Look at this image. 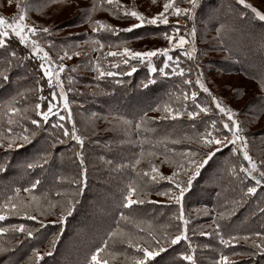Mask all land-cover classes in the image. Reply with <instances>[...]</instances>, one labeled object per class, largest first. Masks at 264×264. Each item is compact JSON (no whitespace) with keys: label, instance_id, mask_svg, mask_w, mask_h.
Returning a JSON list of instances; mask_svg holds the SVG:
<instances>
[{"label":"trees","instance_id":"trees-1","mask_svg":"<svg viewBox=\"0 0 264 264\" xmlns=\"http://www.w3.org/2000/svg\"><path fill=\"white\" fill-rule=\"evenodd\" d=\"M204 4L213 8L208 10ZM203 9V24L195 32L197 47L193 57L185 54L188 47L184 45L183 48L176 46L173 51L169 49L172 59L167 66L162 53L152 57L151 67L155 71L149 70L147 60L141 62L127 57V64L112 62L106 71L115 75L101 78V84L96 78H82L85 85L97 86L100 91L81 97L69 94L74 103V108H70L71 120L61 103L47 121L38 115L56 102L52 99L56 84H49L41 71V59L31 46L13 38L5 39V44L0 46V166L4 168L0 171V213L5 215L0 220V228L7 231L0 233V264L55 262L63 245L72 248L69 256H60L66 264H89L97 248H103L99 256L108 264H133L132 258L143 254L127 241L131 238L142 246L155 247L149 232L161 240L160 247L165 251L147 264H164L162 261L167 256L175 260L166 264H193L184 259L186 255H191L195 264H223L222 256L228 257L229 264H264V252L253 247L254 243H264V179L257 171L251 176L241 171V165L248 168L245 150L254 156V152L264 150V143H259L264 141V88L261 87L264 25L236 0H204L195 10L193 21L199 23L202 12H197ZM184 19L190 22L188 17ZM193 21L189 29L193 28ZM174 27L179 26L149 25L133 29L126 37L131 44L136 41L146 44L149 50L168 48L169 41L163 34L172 35L176 41L180 32L174 33ZM241 34L248 35L250 44L240 49L235 44L238 45L241 39L236 37ZM34 37L37 43L65 38L54 37L48 31L37 32ZM58 44L65 48L63 43ZM225 52L231 59L216 58L225 56ZM174 68L176 73L183 69V75L174 73ZM211 68L220 73L240 72L256 85L257 92L250 93L244 103L246 114L239 124L240 134L248 144L241 153L236 145L227 142L232 140V133L223 125L226 115L212 107L209 92H204L196 83L200 69L205 74ZM67 73L65 84L76 78L72 73L66 77ZM241 94L240 90L236 95ZM165 105L172 109L171 114L164 111ZM177 111L179 116L175 115ZM61 116L65 118L60 119ZM33 120L38 124H33ZM137 123L141 124L140 128L136 127ZM73 128L82 143L72 138ZM206 132L222 141L227 137V141L222 147L215 144L205 147L201 135ZM25 136L26 141L22 139ZM209 151L214 152L211 158L207 157ZM190 160L202 166L197 169L189 164ZM29 164L34 167L29 168ZM153 167L157 170L155 173ZM187 172L191 173V184H188ZM173 173H176L173 180L160 179ZM153 175L157 176L155 181ZM130 183L140 188L132 198L142 199L144 203L125 207ZM176 183L187 188L180 204L169 198L170 193L160 194L171 190L178 195ZM250 187L256 191L249 193ZM32 197H37V201ZM97 199L103 205L96 203ZM68 200L74 201L72 212L65 214L60 222L61 204L66 209ZM11 203L28 207L19 214H11L3 207ZM50 204L55 207H49ZM181 208L187 224L177 219ZM121 213L128 219H122ZM91 215H96L99 224L92 235L84 227ZM20 224L31 230L32 236L13 228ZM117 229L125 235L109 237ZM180 232H185L187 239L175 245L170 240L164 243L165 233L173 237ZM230 238L236 239L227 245L220 242ZM53 239L55 247H52ZM33 249L40 252V261L35 260Z\"/></svg>","mask_w":264,"mask_h":264},{"label":"rangeland","instance_id":"rangeland-1","mask_svg":"<svg viewBox=\"0 0 264 264\" xmlns=\"http://www.w3.org/2000/svg\"><path fill=\"white\" fill-rule=\"evenodd\" d=\"M96 2L99 4L100 0H96ZM119 2L120 4L127 6L129 8H135V10L140 11L146 17L150 18L163 10V4L165 3V0H158V1L157 0H119ZM236 2L242 9H247L248 11H250L252 16L256 18L254 13L251 11V9L245 7V5L240 4L238 0H236ZM245 2L247 4H252L261 11H264V0H245ZM199 3H204V0H199ZM92 4H93V0H0V16H3L9 22H11L14 18L18 19L20 11L23 9L25 14L24 23L29 26L37 28L38 30L36 31V33L42 31L41 29L43 28H47L48 32H51V34L54 37L57 38L61 36L65 37L63 39L64 41L61 39L59 40L48 39L47 41L38 42L40 48H42L44 52L48 53L49 59L47 60L42 59L43 52H39V53L36 52L37 53L36 55L41 59L40 61L41 64H43L45 68H48L51 72L54 73V75L52 76V83L56 84L55 73L59 72V79L61 81L68 102V109L65 108L64 109L68 113L69 112L71 113V109H70L71 107L74 108L73 107L74 103L70 99L69 94H75L81 97V95H90L93 92H98V90L100 91V89L97 86L85 85L84 84L85 81L82 80V78L85 77L96 78V82H98V84H101L100 81L101 78L107 75L101 76L100 71H103L105 73L111 72V71H106L107 66L109 64H111L114 61L115 62L123 61L120 56H109L107 55V53L122 51V47H128L134 51L149 50L147 48V45L142 44L140 41H136L131 44L130 38L126 37L128 33L126 31H117L115 33H112L109 31L100 30L97 32H93L92 26L88 19L89 16L88 9L92 6ZM175 4L180 8L189 7L187 0H175ZM204 5L208 8V10L213 8L211 6H207L208 4H204ZM108 7H109L108 5H103L102 7H99L97 11L91 14V19L93 21L95 20L104 21L119 29H125L128 28L133 23H138V21H136L134 18L123 17L122 13L119 15H113L112 12L107 10ZM205 9L197 12V14L199 12H202L200 14V18H198L199 23H197L196 20L193 21L194 18L190 19V22L187 23L186 20L184 19L185 17H187L186 15H176L174 13H171V10H170V14H167L168 23L176 24L179 26L178 28H180L179 29L180 33L175 40H178L180 36H184L185 39L188 41V43L185 44L188 47L187 51H191L193 47L194 48L197 47V41H195V35L194 36L190 35L193 28L189 29V25H191L193 21V27H195V32H196V30L200 27V25L203 24L202 15L205 13ZM217 9L218 6L214 9V11H216ZM240 14L242 13L240 12ZM209 16L212 17V14H209ZM256 19L260 21L258 18ZM261 22L264 25V21ZM157 25L159 26L163 24L158 23ZM148 26L149 25L146 24L140 28H146ZM25 31L27 30L25 29ZM9 33L10 34L7 36L8 38H13L19 41V38L16 37L13 33H11L10 30ZM35 34L32 33L27 34L28 40L25 42V45L31 46L32 48L31 41L36 40L34 39ZM123 34H125L124 38H122ZM212 34H216V31H212ZM100 36H102V38H104V36H112V38L105 40L100 38ZM242 36L236 37L238 40L241 39L238 42V45L235 44V46L240 49L243 48L244 44L245 45L247 43L250 44V41H247L250 40L248 35L245 34ZM7 37H4V40ZM95 39H97V41H99L100 43L99 44L93 43V41H96ZM82 41H87V42H82ZM121 41L123 42L121 43ZM58 43H63L65 48L63 49ZM100 44H103V48L100 47ZM213 44H216V41H214ZM135 46H137V49L133 48ZM58 47L59 49H57ZM162 48H166V47H162ZM174 48L176 47H171L169 44L167 49L172 50ZM65 53H67L66 56ZM76 53H79V55H76ZM168 56L171 55L168 54ZM124 58L127 59V57ZM216 58L231 59V57L226 52H225V56L217 55ZM163 63H165V60ZM61 64L64 65L63 71H61L59 68V65ZM151 68L149 67L150 71ZM41 71L44 74L43 68H41ZM67 71L68 73H72L73 75L76 74V78L80 77L78 81H76V78L74 79L72 78L71 80L73 81L71 83L65 84L64 75ZM68 73L66 77L69 76ZM197 78H199L203 82L204 86L209 89L210 101L212 102V107L214 109L215 108L218 109L216 107V104L212 100V97L215 96L221 102L222 106L226 108H230L233 111V113L235 114L233 115V119L239 121L240 124L246 114L244 107V103L247 101L246 99L250 96V93L257 92L255 83L252 80L244 77L240 72L233 71V72L220 73L219 71L212 68L209 69V71L205 72V74L200 69V74H197ZM47 79L49 80V77H47ZM85 86H87L86 89ZM240 90L243 92V94L237 96L236 95L237 91ZM60 91H61L60 87L55 86V91L52 92V99H54L53 93H55L54 101L56 100V102L51 103L54 106L53 110L56 108V105L58 103L61 104L64 103V101L60 99ZM86 92L89 93L85 94ZM239 111H241V113H238ZM226 118L228 120L227 115ZM227 120L224 119V124L231 123L230 121ZM245 122L246 125H248L247 117ZM259 143H264V141L260 140ZM235 145L236 148H238L239 152L240 151L242 152V149H245L243 145L240 143V141H237ZM247 153L256 163L257 169H259V171H257L259 175L260 171H264V150L259 152H254L255 156L252 155L249 151H247ZM246 165L247 167H249L248 163H246ZM14 169L16 172L17 167L14 166ZM190 174H191L190 172H187L186 178H189ZM158 175L160 174L158 173ZM262 178L264 179V177ZM96 203H100L103 205L104 202L103 201L98 202L97 199ZM92 206L95 207L93 202H92ZM91 216L89 217V220H86L88 222L85 223L86 225L84 226L87 227V234L90 235L94 234L93 232L95 231V227L99 226L96 215L92 217ZM69 225L70 224H68L67 228H69ZM71 251L72 248L63 245L60 248L59 252L57 253V259H55V262H47L45 264H61V263L66 264L65 261L62 262V260H60L61 259L60 256L63 254L69 256ZM173 260L175 259L167 256L166 258L163 259L162 262L166 264L167 262H172Z\"/></svg>","mask_w":264,"mask_h":264},{"label":"snow or ice","instance_id":"snow-or-ice-1","mask_svg":"<svg viewBox=\"0 0 264 264\" xmlns=\"http://www.w3.org/2000/svg\"><path fill=\"white\" fill-rule=\"evenodd\" d=\"M189 7L187 8H180L178 6H176L175 4V0H165V3L163 4V10L160 11L159 13H157L156 15L152 16V17H146L143 13H141L138 10H135V8H129L127 6H124L122 4H120L119 0H100V3L98 4L96 2V0H93V4L92 6L88 9V19L89 22L92 26V31L93 32H97L100 30H105V31H109L112 33H115L117 31H126V32H130L133 29H137L142 27L143 25H156L158 23H162V24H168V15L170 14V10L171 13H174L176 15H186L189 19H192L195 13V10L197 9V7L199 6V0H187ZM238 2L242 5H245V7L251 9V11L254 13L255 17L258 18L260 21H264V11H261L259 9H257L255 6H253L252 4H247L245 2V0H238ZM103 5H108L109 7L107 8L108 11L112 12L113 15H119V14H123V17H131L134 18L136 21H138V23H133L132 25H130L128 28L125 29H119L111 24H108L104 21L101 20H95L93 21L91 19V14L94 13L95 11L98 10L99 7H102ZM25 20V14H24V10L22 9L20 11L19 14V18L18 19H13L11 22H9L8 20H6L3 16H0V46H3L5 44V40L4 37H7L10 33L9 30L11 31V33H13L16 37L19 38V42L21 44H24L27 40H28V33H32L35 34L36 31L38 30L35 27L29 26L27 24L24 23ZM25 29L27 31H25ZM44 32H47L48 29L47 28H43L41 29ZM174 33H179V29L178 28H173ZM164 38L167 39L169 41V44L171 47H176L177 45L181 48L184 47V45L186 43H188V41L185 39L184 36H180L178 40L174 41V37L172 35H168L167 33H164ZM190 35L194 36L195 35V27H193ZM93 43H97L99 44V41H93ZM32 44V48L34 52H43V57L42 59H49L48 57V53L44 52L42 48H40L39 44L35 41L32 40L31 41ZM100 47L103 48V44H100ZM168 51L169 49L167 48H157L154 50H148V51H134L128 47H122V51H118V52H109L107 53V55L109 56H120L123 60V63L127 64L128 63V59H123L124 57H128L131 59H139L141 62H144L145 60L148 61L149 67L151 68V58L157 56L158 53H162L165 57H167V60L165 61V64L167 66V62L170 61L172 58L170 56H168ZM196 51V49L193 47L191 49V51H187L185 52L186 55H188L190 58L193 57V53ZM67 55V53H65V56ZM76 55H79V53H76ZM177 64H178V60H177ZM113 67H116V65H113ZM41 68L44 69V75L49 77V84H52V76L54 75L53 72H51L48 68H45V66L43 64H41ZM59 68L61 71H63L64 65L61 64L59 65ZM152 71H155V68H151ZM132 71H135V68L132 69ZM161 72L164 71L163 68L160 69ZM183 69H180L178 73H176V69H173V72L179 75H183ZM100 75L104 76H113L115 75V73L113 72H103L100 71ZM56 76V86L60 87L61 91H60V99L64 101L63 103V107L65 109H68V102H67V98L66 95L64 93L61 81L59 79V72L55 73ZM6 78V77H5ZM185 83H188V81H185ZM197 84L200 85V87L203 89L204 92H209V89L207 87L204 86L203 82L198 78L196 81ZM261 87L264 88V81L261 82ZM192 96L195 97L196 93L193 92ZM53 98L55 99V93H53ZM187 98V97H185ZM213 102L216 104V107L220 110V112L224 113L225 115L228 116L229 120H230V124L229 123H225L224 127L229 129V131L232 133V140L227 141V137H225V139L222 141L220 139H218L216 136L212 135L211 132H206L205 134L201 135V141L204 144L205 147L208 146H212V145H219V146H223L225 141H227L230 144L235 145L237 141H240V143L243 145V147L246 149L247 144L246 141L244 139V137L241 136V131L242 129L240 128L239 125V121H237L236 119H233V111L230 108H226L224 106H222L221 102L215 97H212ZM53 105L50 103L48 106V110L46 112H38V115H42L43 119L45 121L48 120V117L50 115L53 114ZM197 107H199V105H197ZM36 108L39 109L40 105L37 104ZM201 111H207L206 108H201ZM11 111L13 112H17L19 111L18 109H11ZM164 111L171 114L172 113V109L169 108L167 105H165ZM176 116H179L180 113L177 111L175 113ZM189 116H193L194 113H188ZM65 117L61 116L60 119H64ZM69 120H71V114L69 112L68 117ZM33 124H38V121L33 120L32 121ZM213 123V127L215 126V121L212 122ZM59 127H63V125H58ZM137 128L141 127L140 123H137L136 125ZM69 133L67 132V130L65 131V135H68ZM72 138L77 140L78 142H81V138L79 136L76 135V131L75 128H73V131L71 133ZM22 139H24L25 141L28 139V137H22ZM19 147V145H17ZM9 147H11V144H9ZM219 149L217 148L216 151H218ZM233 151H236V148H233ZM214 154V152L209 151L207 153V157L211 158L212 155ZM77 155L79 156L80 154L77 153ZM189 155H196L195 153H189ZM244 159L248 161V168H245L243 165H241V171L246 172L249 176L253 175V172L259 171V169H257L256 163L252 160V158L248 155L247 151L245 150L244 153ZM205 163L207 161H204ZM137 163H139V161H137ZM81 164H83V160H81ZM190 165H194L197 169H199V167L202 166L201 163H198L195 160H190L189 161ZM29 168L34 167L33 164H29L28 165ZM4 168L2 166H0V171H3ZM156 168L153 167L152 168V172H156ZM145 175H148L147 173H145ZM196 175V172H193V176ZM259 175L261 177H264V171H260ZM176 176V173H173L172 176L169 177H163L160 176V179H168V180H173V178ZM157 179L156 175L152 176V180L155 181ZM192 182V177H189L188 179V184H191ZM257 184H260V180L256 181ZM37 183H39V181H37ZM36 184L32 185V188H35ZM176 188L179 190V194L177 195L176 193H172L171 190H169L168 193H160L161 195H169V198L171 200H174L177 204L181 203V198L183 197L184 193L187 191V188L183 187L181 185V183H176ZM25 191H29V189H25ZM140 191V188L138 185H135L133 183H130L128 185L127 188V196L125 197L126 199V204L124 205L125 207H129L135 203H144V201L142 199H133V195L134 194H138ZM249 193H254L256 191V188L254 187H250L247 190ZM11 199V198H9ZM37 197H32L33 201H37ZM67 208H64V205L61 204V208H62V213L59 217V221L63 222L64 220V216L65 214L70 215L74 206V201L72 200H68L67 201ZM4 208H7L10 210L11 214H19L20 211H22L23 209L27 208L28 205H22V206H18L15 203H11V204H5L3 206ZM49 207H55V204H50ZM25 214L27 215V213L25 212ZM29 219H33L35 220L36 217L35 216H29ZM121 218L122 219H128L127 217H124L123 213H121ZM5 219V215L0 213V220H4ZM177 219L183 221L185 224H187V221L184 220V216H183V210L181 208L180 214L177 216ZM13 228L15 230H18L20 232H25L27 231L28 236H32V231L31 230H26L25 226L23 224H20L19 226H13ZM217 228H219V225H217ZM7 229L5 228H0V233H4L6 232ZM141 231H143V229H141ZM149 236L151 237V239L153 241H155V247L151 246L150 244H146V245H141L139 242H134L131 238L128 239V244L134 248H136L139 252H141L143 255L142 256H135L132 258L133 260V264H147V262L156 257L160 252L165 251V249L163 247H160L161 244V240L157 239V237L155 235L152 234V232L148 233ZM206 234V233H205ZM109 237H114V236H124L125 234L120 231V230H114L113 232H110ZM256 236H260V233H256ZM182 239H187L185 232H180L179 234L173 236V237H169L167 233L164 234L163 240L164 243H167L170 240V243L175 245L178 242H180ZM236 238H230L229 240H223L221 239V243L222 244H229L231 242H233V240H235ZM243 239L245 241L248 240V237H243ZM105 245H107V241H105ZM52 247H55V239H53L52 241ZM253 247L256 248L257 250L264 252V243H254ZM2 250V249H0ZM103 251V248H97L95 250V252L92 253L89 264H108V261L106 259H102L100 258L99 254ZM33 255L35 257L36 261H40L42 259V256L40 254V252L36 249H33ZM48 255H51V252L48 253ZM185 260L188 261H192L193 264H195L193 257L191 255H186L184 256ZM221 260L223 261V264H229L228 262V257L226 256H222Z\"/></svg>","mask_w":264,"mask_h":264}]
</instances>
